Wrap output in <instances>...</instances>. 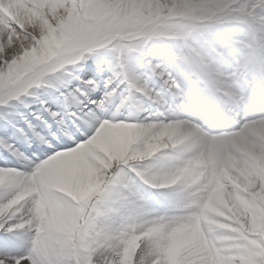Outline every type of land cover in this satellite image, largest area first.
<instances>
[{
	"label": "clouds",
	"instance_id": "clouds-1",
	"mask_svg": "<svg viewBox=\"0 0 264 264\" xmlns=\"http://www.w3.org/2000/svg\"><path fill=\"white\" fill-rule=\"evenodd\" d=\"M248 2L179 0L171 6L167 2L154 5L160 15L150 29L168 33L171 39L144 38L137 42L140 52L134 63L139 87L126 93L119 111L106 107L95 118L85 113V127L95 131L71 150L73 157L103 144L104 151L93 156L92 163L105 175L123 164L138 176L143 172L140 179L145 184L167 193V201L150 197L138 205L139 215L133 217L121 208L111 218L113 224H135L145 237H137L140 250L136 264H166L165 258L150 254V250L157 242L167 245L177 228L195 237L199 258H194V264H217V258L219 264H228L227 254L242 242L244 234L251 233L254 225L264 224L251 208L257 202L264 207V168L252 167L248 146L240 136L233 135L247 136L264 155V140L250 136L245 127L255 123L250 119L253 105L264 104V73L238 83V100L229 101L224 107L206 97V83L194 71V65L200 62L194 47L205 51L200 41L211 44L224 38L225 42L246 40L253 45V29L264 30V16L251 14L245 6ZM65 3L70 6L72 0ZM62 15L63 6L56 15L49 14V22L57 25ZM26 30L31 38L5 44L0 48V57L19 56L22 49L31 48L34 43L47 51L46 33L40 22L27 24ZM103 38L104 31L98 30L93 37L74 32L47 53L38 70L45 78L71 80L89 63L95 67L98 57L119 63L116 49L121 42L112 40L103 47L97 46ZM33 74V70L24 72L25 76ZM122 83L121 77L117 87ZM118 137L126 147H116ZM82 174L80 181L39 183L30 196L18 201V219L28 225L32 235L63 239L69 228L53 217L54 208L63 210L71 219L70 229L77 242L86 233L91 220L85 207L91 198L95 174L85 167ZM97 226L103 231L107 225L100 220ZM100 247L104 258L93 264H119L118 239L102 240Z\"/></svg>",
	"mask_w": 264,
	"mask_h": 264
},
{
	"label": "snow or ice",
	"instance_id": "snow-or-ice-1",
	"mask_svg": "<svg viewBox=\"0 0 264 264\" xmlns=\"http://www.w3.org/2000/svg\"><path fill=\"white\" fill-rule=\"evenodd\" d=\"M62 6L64 15L58 17L57 25H52L49 14L56 15ZM245 6L251 14L264 16V0H249ZM114 8L115 4L107 0H72L70 6L65 0H0V48L31 38L26 28L34 21L40 22L48 42L47 51L34 43L31 48L22 49L19 56L0 57V264H93L104 258L101 241L114 238L120 242L119 264H136L140 250L137 237H145L135 224H113L111 218L121 208L133 217L139 215L138 205L150 197L158 202L168 199L164 189L151 187L140 179L143 172L138 176L123 164L107 175L96 168L92 158L104 151L103 144L78 158L70 154L95 131L85 127V113L95 118L106 107L119 111L126 93L139 87L136 70L129 67L124 73L118 64L102 56L97 58L95 67L89 63L71 80L45 78L38 70L47 53L74 32L93 37L98 30H110L114 26ZM251 58L264 73V45L253 48ZM27 70L34 74L25 76ZM121 77L123 83L117 87ZM250 119L264 123V104L253 105ZM85 162L95 174L91 198L85 207L91 220L86 233L78 242L71 229L58 241L32 235L28 225L18 219V201L30 196L39 183L80 181ZM249 163L257 170L264 168L252 158ZM100 220L107 225L103 231L97 226ZM181 232L177 228L167 245L155 243L150 254L165 258L166 264H188L186 257L172 251L174 239ZM227 261L264 264V226L254 225L251 233H245L242 242L227 254Z\"/></svg>",
	"mask_w": 264,
	"mask_h": 264
},
{
	"label": "bare ground",
	"instance_id": "bare-ground-1",
	"mask_svg": "<svg viewBox=\"0 0 264 264\" xmlns=\"http://www.w3.org/2000/svg\"><path fill=\"white\" fill-rule=\"evenodd\" d=\"M166 2L169 4V6H171V4L174 3L173 0H118L117 4H119V6H117L116 9H114L115 12L114 24L120 26L122 23H124L125 16L129 14L130 8L135 7L137 4L142 3L143 6L148 7L151 4L156 5L159 3H166ZM176 2H179V0H176ZM115 34H118V32H112L111 34H109L108 40H111L112 37L114 38ZM160 34H164V33H160ZM160 34H158L159 38L156 37L159 40L171 39V36L168 33H166V35L163 36H160ZM255 34L258 35L260 33H255ZM145 36L146 35H141L137 37L135 40H131L133 43L129 41L130 44H127V46L123 47V45L122 46L119 45V48L116 49L117 56L120 60V62L117 64L119 65L120 70L122 72L126 73L130 67V66L125 67V65L129 63L127 56L130 53L135 52L132 53V55L135 57L140 52L137 50L140 49L137 42L140 41L141 39L147 38ZM108 40L102 39V42L99 43L97 46L103 47L107 44H110ZM259 40H261V44L264 45L263 38L261 37L259 38ZM199 44L203 46L205 51L203 52L200 51L199 47H194L193 51L195 54H198L199 57L202 54L203 58L205 57L207 63L205 64V66L197 63L196 65H194V71L198 75H200L201 78L205 81L206 83L205 95L209 96L210 100L217 98V96H223L228 92L232 94V91L236 90L237 88L236 84L240 83L241 79L246 80L244 78L247 73L255 74V76H259L260 74H262L260 69L253 64L251 58L252 50L253 48L256 47L255 41L253 45H251V49L244 52V57L242 56L238 57L239 56L238 54L234 55V49L235 46L237 45L236 41L229 40L225 42L224 38H218L216 41H213L211 44L205 43L204 41H200ZM133 45H135V48L133 47ZM202 55L200 57L201 61H202ZM241 55H243V52H241ZM236 58H240L241 61L239 59L237 60L238 62L235 61ZM235 70L239 72L238 73L239 75L236 77L234 76ZM231 71L234 74H232ZM247 130L249 135L252 136L253 138L258 140H264V123L256 122L254 124H251L247 127ZM233 135L240 136L242 143L248 146L247 154L250 158L256 160L258 163L264 164V155H261L257 151L256 145L251 140H249L247 136L238 133ZM116 147L123 148L126 147V144L122 139L118 137L116 141ZM85 168L91 171V168L88 167L87 162H85ZM0 195H3V192H0ZM251 208L253 209V211H255L257 220L264 221V207H262L257 202L255 204H252ZM51 214L55 219H57L62 224V226L69 229L71 228L72 226L71 219L65 216L63 210L52 209ZM258 226H264V224H258ZM189 249H191L192 251L194 250V256L196 255L198 256V249L196 248L195 237L193 235H186L183 232L179 233L174 239V246L172 249L173 253L181 254L183 257L187 258L188 264H193L194 260L192 257V253H188Z\"/></svg>",
	"mask_w": 264,
	"mask_h": 264
},
{
	"label": "rangeland",
	"instance_id": "rangeland-1",
	"mask_svg": "<svg viewBox=\"0 0 264 264\" xmlns=\"http://www.w3.org/2000/svg\"><path fill=\"white\" fill-rule=\"evenodd\" d=\"M117 1L118 0H107L108 3L115 4L114 9H116V7L119 6V4H117ZM173 1L176 2V0H173ZM204 2H215V0H204ZM159 15L160 14L158 13L157 8L154 7V5L151 4L147 7V6H143L142 3L137 4L135 7L130 8L129 14L125 16L124 23H122L123 25L122 24L120 25L119 24L120 22L118 23L120 26H117L116 24H114V26L111 27V29L106 32L105 38L103 39L108 40L109 34H111L112 32H118V34H115L114 38L112 37L111 40H108V41L111 43L112 40H119L121 42L120 46L123 45L124 47V46H127V44H130L129 41L135 40L137 37L141 35H146L145 37L149 39L156 38V37L159 38L158 34L163 33V32L157 33L155 32L154 29H150V25H152L153 22L159 18ZM253 32L254 34L260 33L256 36L260 38L262 37L264 40V30H261L260 28L257 27L253 29ZM163 35H166V33L160 34V36H163ZM254 41H258V39L254 37ZM236 42H237L238 47L240 49L242 48V50H244L245 47H251V45H249L246 40H240ZM131 43L133 42L131 41ZM133 47L135 48V45H133ZM137 50L140 51V49H137ZM132 53H135V52H132ZM132 53H130L127 56L129 63H127L125 67L130 66L132 69L136 70V66L134 63L135 57L132 55ZM200 57L198 56V59L200 61L198 64H202L203 66H205V64L207 63L205 57L203 58V55H202V61ZM191 253H192L193 260L196 257L198 258L197 255L194 256V250L191 251Z\"/></svg>",
	"mask_w": 264,
	"mask_h": 264
}]
</instances>
